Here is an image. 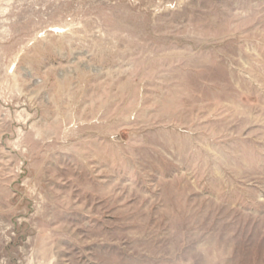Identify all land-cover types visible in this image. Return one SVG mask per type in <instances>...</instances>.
Wrapping results in <instances>:
<instances>
[{
	"label": "rangeland",
	"instance_id": "1",
	"mask_svg": "<svg viewBox=\"0 0 264 264\" xmlns=\"http://www.w3.org/2000/svg\"><path fill=\"white\" fill-rule=\"evenodd\" d=\"M0 264H264V0H0Z\"/></svg>",
	"mask_w": 264,
	"mask_h": 264
}]
</instances>
